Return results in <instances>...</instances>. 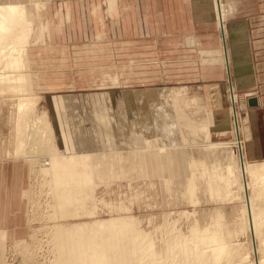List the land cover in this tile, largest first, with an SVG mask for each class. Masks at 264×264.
Returning <instances> with one entry per match:
<instances>
[{"label":"bare ground","instance_id":"1","mask_svg":"<svg viewBox=\"0 0 264 264\" xmlns=\"http://www.w3.org/2000/svg\"><path fill=\"white\" fill-rule=\"evenodd\" d=\"M53 1L62 2L64 0H0V94L1 93L6 95L11 94L15 96V98L18 97L16 99L17 100L16 111L18 114H17V119L15 121V131L13 130L15 132V146L13 149L12 147H8L3 150L0 149V155L13 156V157L15 156V157H22L25 159H29L31 163L30 168L32 169V173H31L32 176H34V171L37 168V163L40 162L38 173L44 174V176H49L51 178L50 183L56 189L57 195L55 199L59 201L58 205H60L59 206L60 210H63L64 208L68 209L69 213H74V214L68 215L67 213V215L66 214L65 215L67 217L70 216L72 217L78 215L79 211L77 210H79L80 208V205H78L79 207L76 206L74 210L72 204L74 203L75 206V202L77 200L78 202L79 200H81V203L83 201L86 202L87 200H89L88 193L92 188L91 183L100 182L99 179L104 178L105 174L107 173L106 170L113 165H111L110 162L111 159H106L102 156L96 155L98 153L75 154V155L72 154L65 155L59 153V148L57 147L54 140V133L51 127L48 113L43 112L40 117V115H37L36 112L37 110H35L36 109L35 105L37 100L35 99L34 102V98H33L34 80L30 66L31 62L29 59L28 48L33 43V42L31 43V41L34 36V24L36 21L40 22L42 33L44 32L46 35V38L45 36L44 38L46 40H49L51 36V27H50V22L48 21V19H46V15L48 13L49 5ZM189 1L190 2L192 1L195 10H197L200 14L204 15L205 18L207 14L209 18H212L210 20H214L216 22L220 31V35H222L220 38V44L222 50V59L227 73V82H228V84L226 83L224 86L227 88L226 99L227 101L230 102V106L227 112L222 108H218L215 111H212L208 114V119L206 120V123L203 122L202 125H199L198 123L199 126L197 125L196 126L197 129L198 127H200L202 131H205L206 134L205 136L207 139L205 142L210 144L211 147L225 148L222 150H226L228 148L227 150L230 151L228 154V156L230 157L228 159L229 162L232 163V166H228L226 172L225 171L222 172L221 169L217 167L218 164L217 166L209 165L208 167L206 161L205 162L196 161L197 163H194L195 161H192V159L188 161L189 159L187 157V152L185 151V148L188 144L187 142H185L186 139L184 140L182 139L181 141L184 147L183 146L176 147L177 145H171L172 147L164 146L165 148L162 149L161 147V143L163 142L162 139L161 141L159 139L160 144L158 145L154 144L158 148L149 145L150 143L153 142L147 140V134L151 131L152 124L151 125L149 123L147 124V122L152 117L149 115L146 116L145 118L144 114H142L143 111H145L144 104L146 102L147 97L144 96V93H140L139 91H134V90H127L123 93V102L125 105L128 119L130 121V128L132 131L136 132L133 134V141L134 144H137L138 149L136 151H129L127 149L126 152H121L122 154L118 157L119 158L118 160H120L121 163L122 162L130 163L129 165H127L128 167H130L127 176L132 180L137 178L138 176L140 177L142 176L144 178L148 176L158 177L162 179V183H163L162 185L163 186L165 185V187L166 186L169 187V185L173 183L171 177L176 176L179 173V170L183 169V167L188 164L187 161L188 162L192 161L190 164H188L189 167L198 164L199 167H201V169L198 168L200 171L201 182L206 185V191L211 195L212 198H214L213 201L218 198H221L222 200L232 198L234 196L232 194V191L234 189L238 191L239 195L242 197V199H244L245 202V205H243L242 207V215L247 224L246 229H248L251 232L252 237L255 240H257V238H260L258 236H260L262 231H264L262 228L264 224V163H261V165L259 166H252L246 159L245 146H244L245 139H243L242 135L243 133L244 134L247 133V126L246 124H244V121L242 120L239 114L240 110L237 107V102H236L237 94L235 92L236 82L233 80L231 74L232 72H231L230 52L228 50L227 40H226L227 38V24H226L227 5L225 4L226 0H189ZM117 2H118L117 0L114 1L109 0L108 3L110 5L109 6L110 13H114L115 11L114 5ZM98 9L99 8H95L94 13ZM69 21H70V13L68 12L66 15V22ZM62 22H63V18H61V24L63 25ZM42 37L43 36L40 35V38ZM101 38L104 39L105 35L104 34L102 36L99 35L98 39ZM188 41L190 43L196 42L194 38L192 40L188 38ZM118 83L119 81L116 80L115 84ZM20 95L22 96L27 95L28 97L25 96V98H23L20 97ZM174 97H176L174 101L176 100L175 104L177 106L175 108V112L178 113L174 121L171 120L170 117L164 114L163 112H160L159 107H156V110L160 112L159 116H161L164 119V121L167 120L166 125L169 128H174V129L179 128V130L181 131L182 129L181 122L188 120L189 117L184 113L185 109L184 106L182 105V101H184L183 98L180 97L176 92H174ZM139 98H141V101L140 100L137 101ZM217 100L218 99H216V101ZM154 101L158 102V99H155ZM136 105H139V109L136 107ZM143 118L144 120L142 122L141 119ZM153 118L156 119L158 118L156 113H154ZM157 128L159 127H156V129ZM46 129H48V132H46ZM139 129L141 130V133L137 132V130ZM216 131L219 132L221 131L220 133L221 136H228L231 133L234 140L233 141L231 140L232 142L228 144L221 142L213 143L212 141H210V137L213 134V132ZM182 133L184 135V132ZM175 135L174 133H172V138H170L172 139L171 142L177 139ZM181 138H183V136H181ZM155 142L158 143V140H156ZM51 148L53 149L52 150L53 152L48 158L49 162H47V160L42 159L41 155L47 152H51ZM124 153L127 154L124 155ZM217 155L221 156L220 152ZM217 158L218 157H216L215 159ZM212 165H214V163H212ZM41 168H47V169L42 170ZM191 169H193V167ZM195 172L196 174H198L197 171ZM37 177H39V175H37ZM167 177L168 179H165ZM190 177H191L190 179H192V176ZM194 180H191L190 183L191 185L192 184L196 185V183L199 181V179L198 181L195 180L197 181L195 183ZM168 189H170V187ZM190 189L191 192L194 193V187ZM187 190H189L188 187ZM250 190H252L251 193ZM85 191H86V195L85 193L83 194V192ZM78 193L81 194L77 195ZM192 193H190V195ZM83 197H87V200H84ZM185 198H187V195L186 197L183 198V200ZM196 198L190 197L191 201L196 200ZM198 200H200V198ZM214 210H216V208ZM217 213L218 214L215 213L218 216L216 223H219L223 218V213L222 212H217ZM88 214L89 216L94 214V210L93 211L90 210V212L88 210ZM66 216L65 219H67ZM61 217L63 218V216ZM224 221L226 222V220ZM194 222H196L198 225L200 223L198 220ZM228 222L226 223L228 224ZM212 224L214 225V223ZM243 224L242 227L244 228ZM192 225L194 226L195 224ZM51 228H52V232H51L52 237L56 242V245L55 246L53 245V247L57 248L58 249L57 252H59L58 256L55 257L56 259H54L55 262L53 260L54 263L52 262V264H162L157 261L153 249L155 245L153 246V242H151L153 240L147 239L145 235L144 236L142 235L143 233H141L139 230L134 228V226H131V222L129 219L126 220V219L118 218V219H110L103 222L97 221L91 223L88 222L77 223V224L75 223L66 226L64 224L63 225L60 224V225L51 226ZM210 228L211 227L209 226V229ZM215 228L216 226L213 227V229ZM209 229H204L203 231L204 236L200 238L201 239L200 241L202 242L200 244L207 245V251H206L202 249L203 246L200 247L202 250H200L198 246L196 247L192 246L194 247L192 248L189 244H187V241H185L183 244H180L178 234L173 229L167 228L169 233L167 252L169 253V252L179 251L177 261L173 260L170 264H195L192 260H195V262L198 264H219L224 259L226 260L230 259V257H232L233 255L232 253L233 251L232 250L230 251V247H227L224 244L225 240H223V237L221 236V235L224 236V234H220L219 236L217 230L216 232L214 230L210 231ZM198 230L200 229L198 228ZM192 231H194V229ZM229 231L231 230L229 229ZM205 232H207V234H205ZM86 233H88L89 235H86ZM234 234H237V232ZM231 237L228 238L230 239ZM228 238H226V240H228ZM229 241L227 243H229ZM251 248L255 255V258L253 259H249L248 257L242 258L241 260H239V262L241 261L240 264H264V256H262L261 258L259 257L256 258V255H258L260 252L259 247L258 246L256 247V245H254ZM235 251L236 250H234V252Z\"/></svg>","mask_w":264,"mask_h":264},{"label":"crops","instance_id":"2","mask_svg":"<svg viewBox=\"0 0 264 264\" xmlns=\"http://www.w3.org/2000/svg\"><path fill=\"white\" fill-rule=\"evenodd\" d=\"M141 1L139 6L136 0H118L114 13L108 12L105 6L97 7L99 9L94 13L79 0L71 2L67 8L71 12L70 21L66 22L65 18L63 25L51 23L49 41L42 43L59 56L43 57L31 51L32 63L37 60L42 63L48 58L49 63L66 67L63 74L54 67L48 75L33 70V76L35 90L44 100L49 115L55 143L68 154L100 153L110 149L117 139L128 144L129 121L123 102L125 90L101 86L106 81L118 80L120 86L124 84L135 87L134 91H142L136 89L138 84L133 81H150L153 75L154 31L161 32V40L156 44L161 49V72L166 80L184 78L183 75L189 72L186 64L190 60L179 54L180 48H187L186 36L195 39L191 47L193 52L194 49L198 51L196 60L195 57L191 60L192 74H201L199 51L203 54L208 50L211 53L209 64L215 65L214 73L218 76L214 82L227 76L220 34L217 35L215 29H203L208 28L207 25L218 28L214 20L206 19L187 0H155L156 8L153 0ZM226 5V40L236 90L247 105L251 98L257 101L252 107L248 105L246 158L250 162L264 161V0H255V6L248 0H241L240 4L236 0H226ZM142 32L143 37L138 38ZM102 34L105 40L98 39ZM89 36L95 40H89ZM90 48H95L96 54L91 55ZM93 63L96 68L89 66ZM173 66L177 70L174 77L170 72ZM105 94H113L109 101L115 120L104 118L108 103ZM226 96L221 97L223 102L227 101ZM113 130L118 131V137ZM30 167L29 159L0 155V249L2 241L10 237L7 232L23 229L31 223ZM3 255L0 250V264Z\"/></svg>","mask_w":264,"mask_h":264},{"label":"rangeland","instance_id":"3","mask_svg":"<svg viewBox=\"0 0 264 264\" xmlns=\"http://www.w3.org/2000/svg\"><path fill=\"white\" fill-rule=\"evenodd\" d=\"M77 1L78 0H64L62 2H59V1L54 2L53 1L49 5V9H48V13H47L48 17L46 15V19H48V21L50 22V27H51V23H52V25L53 24H61V18H63L62 23L64 24L67 13L68 12L71 13L69 11V9L67 10V8L69 7V4L71 2H77ZM106 1L107 0H83V1L79 0V2L86 4V7H89L90 9L95 10V8H97L99 6H105V7H107L108 12H109V10H110L109 9L110 5L108 3L109 0L107 2ZM187 1L191 6L192 1L191 2L189 0H187ZM245 1H247V0H245ZM248 1H249V3H252V5L255 4V0H248ZM257 1L258 0H256V2ZM229 2L230 1H228V3ZM117 3H115V5H114L115 11H116ZM136 3H139V6H140L142 4V1L136 0ZM230 3H232V2H230ZM236 3L240 4L241 0H236ZM232 4L235 6L234 3H232ZM153 5H154V8H156L155 0H153ZM157 5L159 6V3ZM253 6H255V5H253ZM58 14L60 15L61 18L59 17ZM206 18L209 20L212 19V18H209L207 16V14H206ZM46 22H47V20H46ZM54 22H56V23H54ZM205 25H207V24H205ZM206 27H208V28L203 27V29H205L206 31H207V29L208 30L209 29H211V30L215 29L216 34L217 35L220 34V31L218 30L217 27H215V26L210 27L208 25ZM206 31L204 33H207ZM43 33L41 30L40 22L36 21L34 24V36H33V39L31 41V43L32 42L33 43L28 48L29 59L31 62L30 66H31V70H32V76H33V70H36L38 73H40V71H41L42 73H47V75H48L49 73H51L54 70V67L56 69H58L57 72L63 74L64 73L63 70H65L66 67H64L63 65L60 66L57 64L53 65L52 63L48 62L49 61L48 58H46V60L42 63H40V60H37L38 62L32 63V60H31V51L32 50H34L37 55H42L43 57L59 56L58 53H54L52 50L46 49L44 46H42V43L49 41V40L45 39L46 35H45V33L43 35ZM40 35L43 37L40 38ZM141 35L143 37V32L138 34V38H141ZM44 36H45V38H44ZM220 36H222V35H220ZM188 37H190V36H188ZM160 38H161V32L155 33V31H154V33H153V44H152L153 45L152 46L153 51H154V61H153V69L154 70H153L152 77L149 79L150 81H144V79H140V80L137 79V80L133 81L136 84H138L136 89H138V90L142 89V91H139V92L144 93V96L147 97L146 102L144 104V106H145L144 110L145 111H143L142 114H144L145 118H146V116H149V115L152 117L150 119L151 121L148 120V122H147V124L148 123L150 125L152 124L151 125V131L147 134V140L153 141L149 145H152V146L158 148L155 145L160 144L159 139H160V141L162 139L163 140V142L161 143L162 149L167 147V146L170 147L171 145H177L176 147H182L183 144L181 141H182V139L183 140L186 139L185 142L188 143L187 144L188 147L186 146L185 151L187 152V157L189 159L188 161H190L191 159H192V161H195L194 163H197L196 161H199V162L200 161L201 162L206 161V164L208 167H209V165L210 166H217V164H218L217 167H219L222 172H224V171L226 172L227 167L232 166V163H230L229 159H228L230 157V156H228L230 151L227 150L228 148L226 150H222L225 148L211 147L210 144L205 142L207 140L206 136H205L206 135L205 131H202L200 127H198V129H197V126L202 125L203 122L206 123V120L208 119V114L212 111H215L218 108H222L226 112L228 111L229 106H230V102L226 101V100L224 102H222V99L220 97V94H223L222 95L223 98H225V95H227V91H226L227 88L224 86L226 83L228 84L227 76H225L222 81H219L217 83L214 82V81H216L214 78L218 77V76H216L217 72L214 73L215 65L210 66L211 64H209V55L211 53L208 50H207V52H203V54H200V51H199V57H201L200 58V62H201L200 72H201V74L200 75H198L197 73L195 75L192 74V72H191L192 71L191 60L193 59V57H195L194 59L196 60V57H198V53H197L198 51H197V49L196 50L194 49V52L192 51L193 49L191 46L193 43H190L187 39V36H186L184 40L186 42L187 48H180L179 54L182 57L185 56L186 60H190V61H188L190 63L186 64V69H188L189 72L183 75L184 78L166 80L162 76V72H161L162 71L161 67L163 66V64H162L163 57H160L161 49H160V46H158L159 44H156V42H160V40H161ZM89 40L93 41V40H95V38H93L92 36H89ZM204 50H206V49H204ZM173 51H174V49H173ZM93 52H95V53H93ZM169 53H171V50H169ZM90 54L91 55L96 54L95 48H90ZM176 54H174V55H176ZM219 54L221 55L220 51H219ZM218 59L221 60L220 56H218ZM81 66L85 67L87 65H81ZM89 66L96 68L97 65L95 63H93V64H90ZM209 68H213V69H209ZM217 69H218V65H217ZM170 72L173 73L172 76L174 77L176 75V72H177L176 67L175 66H173V68L171 67ZM197 76H199V77H197ZM33 80H34V76H33ZM147 80H148V78H147ZM115 81L116 80L106 81L105 85H102L101 87H104L106 89H114V88L116 89L117 87H121L120 89L125 90V91L130 90V89L135 90V87H126V85H124V84L120 86L119 83L115 84ZM145 82H147V85L144 86ZM215 83H216V85H214ZM34 84H35V82L33 83V87H34ZM217 84H219V85H217ZM35 89L36 88L34 87V91H33L34 96L33 95L32 96L34 98V102H35V99L37 100L36 105H35V107H36L35 110H37L36 111L37 115H40V117H41L42 113L47 112V110L45 109L46 107H45L44 100L37 94V91ZM143 89H150V90L146 91ZM174 92L178 93V95L183 98L184 101H182V105L184 106V109H185L184 113L189 117L188 120L181 122L182 123L181 124L182 125L181 131L179 130V128H177V129L169 128L166 125L167 120L164 121V119L161 116H159L160 112H163L164 114L169 116L171 120H173V121L175 120V117L178 115V113L175 112V108L177 106L175 104L176 100L174 101V99L176 98V97H174ZM235 92L237 94V101L236 102H237V107L240 110L239 111L240 117L244 121V124H246L247 119H248L249 110H250V108L248 106L249 104L247 105V103L244 100V97L240 96L237 93V90H235ZM25 96L28 97L27 95H25ZM25 96L20 95V97H23V98H25ZM110 97H113V95L105 94L104 99H105V101H108L109 104L107 103L104 118L110 119V120L111 119L115 120V118H114L115 115L112 113L113 112L111 109L112 106H111V103L109 101ZM17 98L18 97L15 98V96H13L11 94H8V95L2 94V93L0 94V138H1L0 139V149L1 150L8 148V146L10 147V144H12V149L15 146V132L14 131H15V121L17 119V114H18L16 111L17 110V108H16V103H17L16 99ZM155 99H158V102L154 101ZM216 99H218V100L216 101ZM139 100L141 101V98H139L137 101H139ZM196 101H198V102H196ZM238 104H239V106H238ZM108 105H110V107H108ZM122 105H123V103H122ZM136 107L139 109V105H136ZM156 107H159L160 112H158L156 110ZM125 111H126V109H125ZM154 113L157 114V117H158L157 119L153 118ZM126 115H127V112H126ZM127 118H128V116H127ZM166 119H168V118H166ZM141 120L143 122L144 118ZM128 121H129V119H128ZM200 122H202V123H200ZM198 123H199V125H198ZM157 124H158V126H157ZM164 124H165V126H164ZM156 127H159L160 129L159 128L156 129ZM168 128H169V130H168ZM113 131L116 132V134L118 133L117 130H113ZM175 131L176 132L179 131V132L176 133ZM46 132H48V129H46ZM46 132H45V134H46ZM137 132L141 133V130L139 129V130H137ZM182 132H184V135ZM126 133L129 136V142L127 145L122 144L117 139V140H115V144L110 149L102 150V151H100V153L96 154V155L102 156L106 159H111L110 162H111V165H113V166H110V168H108L106 170L107 173L105 174L104 178L99 179L100 182L91 183V187H92L90 190L91 193L90 192L88 193L89 200H87V197H83L84 200H87L86 202L83 201L81 203V200H79V202L77 200L75 202V206H74V203L72 204L74 210H75L76 206L79 207L78 205H80L79 210H77V211H79L78 212L79 216L76 215V216H72V217L71 216L67 217L66 216L67 213H68V215L69 214L73 215L74 213H69V210L65 209V208H64L65 210L64 209L60 210V208H59L60 205H58L59 201H57L55 199L56 195H57L56 189L50 183L51 178L49 176H44V174L38 173L40 162L37 163V168L35 170L36 173L34 171V176H32L31 187H30V214H31L30 218H31V223L23 229L7 232L10 237H8L6 240L2 241V244H1L2 249H0V250L3 252L4 255H3V260H2L1 264H52L53 260L56 259L55 257L58 256L59 252H57V250H58L57 248L53 247V245L54 246L56 245V242L53 239L52 234H51V232H52L51 226L60 225V224L61 225L64 224L66 226V225H72L75 223L76 224L77 223H87V222L91 223V222H97V221L103 222V221H107L110 219H118V218L126 219V220L129 219L131 222V226H134V228H136L141 233H143L142 235L143 236L145 235V237L147 239L153 240L151 242H153V246L155 245V247H153L154 253L156 255L157 261L159 263H162V264H170L173 260L177 261L178 255H179V253H178L179 251L169 252V253L167 252L168 251L167 243H168V236H169L167 228L173 229L178 234L180 244H183L185 241H187V244H189L191 247L192 246H194V247L198 246V248H200L203 246L202 249H204L206 251H207V245L200 244V243H202L200 241L201 240L200 238L202 236H204V232H203L204 229H209V226H210L212 228V229L211 228L209 229L210 231L211 230L212 231L217 230L219 233V234L218 233L217 234L219 236H220V234H224V236L223 235H221V236L223 237V240L226 241V242L224 241V244L227 247H230V251L231 250L233 251L232 252L233 258L230 257V259H227V260L224 259L221 261L222 263L220 262L219 264H225V263L226 264H240L241 261L239 262V260H241L242 258H245V257H248L249 259L255 258V255H254L252 248H251L254 245H256V247L258 246L259 251H260L259 254L256 255V258L257 257L261 258L262 256H264V236H263L264 231H262L261 235L258 236L260 238H257V240H255L252 237L251 232L248 229H246L247 224H246V222L243 218V215H242V207H243V205H245L244 199H242V197L239 195L238 191L234 189L232 191V194L235 197L233 196L232 198H229L226 200H224V199L222 200L221 198H218V199H215L213 201L214 198H212L211 195L206 191V185L201 182L200 171H199V169H201V167H199L198 164L189 167L188 164H190L192 161L191 162L187 161L188 164L185 166L188 168L189 171L184 166L186 169L183 167V169L179 170V173L176 176L171 177V180L173 183L171 185H169L170 189H168L169 187H167V186H166L167 187L166 188L165 185L163 186L162 185L163 184L162 179L158 178V177H149L148 176V177L144 178L142 176L141 177L138 176L137 178H135L133 180L131 178H129L127 176V173L129 172L130 167H128L127 165H129L130 163L129 162L128 163H125V162L121 163V161L118 160L119 159L118 157L122 154L121 152H126L127 149L129 151H136L138 149L137 144H134V141H133V134L136 132L131 130L130 121H129V128L126 130ZM172 133H174V135L176 133L175 136L177 139H175V141L171 142L172 139H170V138H172ZM220 133H221V131L220 132L219 131L213 132V134L210 137V141H212L213 143H220L221 142V143H227L228 144L234 140L231 133L228 136H221ZM245 135L246 134L243 133V135H242L243 139H245ZM181 136H183V138H181ZM117 137H118V134H117ZM156 140H158V143L155 142ZM13 143H14V145H13ZM53 144H54V142H53ZM196 144H197V146H196ZM245 144H246V139L244 141V146H245ZM198 145H200V146H198ZM201 145H203V146H201ZM202 147H204V148H202ZM52 148H53V146H52ZM52 148H51V152H47V153H44L43 155H41L42 159H45V160H47V162H49L48 158L53 152ZM57 151H58V149H57ZM218 151L220 152L221 156L217 155V154H219ZM222 152H225V153H222ZM59 153L68 155V153L63 151L62 149H59ZM88 154H94V153H88ZM125 154H127V153H124V155ZM22 156H24V155H22ZM216 157H218V158L215 159ZM220 158H221V161H220ZM248 162L252 166H259V165H261V163H264V161L263 162L262 161H258V162L248 161ZM212 163H214V165H212ZM220 164H222L223 166ZM109 165H110V163H109ZM192 167H193V169H191ZM224 167H225V169H224ZM194 168H195V170H194ZM41 169L46 170L47 168H41ZM195 171H197L198 174H196ZM37 175H39V177H37ZM190 176H192V179H190L191 178ZM194 177H195V180L198 181V179H199L200 182L195 181ZM165 179H168V177ZM191 180H194L195 183L197 182L196 185L195 184L191 185L190 184ZM202 185H203V187H202ZM187 187L189 190H187ZM193 187H194V193H192L191 189H190ZM251 191L252 190H250V193H251ZM81 193H78L77 195H79ZM84 193L86 195V191L83 192V194ZM190 193H192V194L190 195ZM197 193H199L200 196H202V197H200L199 194H197ZM193 194H195V195H193ZM186 195H187L188 199L187 198H185V199L188 201H186L185 199L183 200V198L186 197ZM236 195L239 197H237ZM182 196H184V197H182ZM189 196L195 197V198L197 197V198H196V200L191 201ZM199 198H200V200H198ZM174 200H175V202H174ZM201 200H203V201H201ZM77 202L81 203V204H78ZM194 203H196V204H194ZM194 205H196V206H194ZM73 208H71V209H73ZM215 208H216V210H214ZM67 210H68V212H67ZM88 210H89V212H90V210L91 211L94 210V214L89 216ZM216 211L223 213V218L219 223H216L217 218H218V216L216 215L218 213ZM62 213H63V215H62ZM60 215L63 216V218ZM64 215L66 216L67 219H65ZM224 215H225V217H224ZM54 217H56V218H54ZM211 217H212V219H211ZM213 218H215V219H213ZM196 220H198L200 222L199 225L196 222H194ZM224 220H226V222L229 221L228 224ZM211 222L214 223V225ZM240 222H243L244 224L240 223ZM192 224H195V225L193 226ZM219 224H220V226H219ZM242 224H243L244 228L242 227ZM205 225L206 226L209 225V226L206 227ZM215 226H216V228L213 229V227H215ZM218 227H219V230H218ZM198 228L200 230H198ZM221 228H223V229H221ZM262 228L264 230V224H263ZM193 229H194V231H192ZM227 229H228V231H227ZM229 229L231 231H229ZM241 229H243V230H241ZM36 230H37V232H36ZM196 230H197V232H196ZM199 231H201V232H199ZM47 232L50 234H48ZM198 232H199V234H198ZM236 232H237V234H234ZM33 233H34V235H33ZM35 233H36V235H35ZM200 233H201V235H200ZM229 233H230V235H229ZM47 234H48V236H47ZM205 234H207V232H205ZM49 235H51V236H49ZM86 235H89V234L86 233ZM104 235H106V234H104ZM148 237H150V238H148ZM228 237H231L232 239L231 238L229 239ZM226 238H228V240H226ZM53 240H54V242H53ZM228 241H229V243H227ZM232 246H233V248H232ZM194 247H192V248H194ZM28 248H30L32 250H30ZM54 248H55V250H54ZM153 249H152V251H153ZM202 249L200 248V250H202ZM208 249H211V248H208ZM234 250H236V251L234 252ZM56 252H57V254H56ZM192 261L195 264H198L195 262V260H192ZM54 262H55V260H54Z\"/></svg>","mask_w":264,"mask_h":264},{"label":"water","instance_id":"4","mask_svg":"<svg viewBox=\"0 0 264 264\" xmlns=\"http://www.w3.org/2000/svg\"><path fill=\"white\" fill-rule=\"evenodd\" d=\"M256 103H257V101L254 98L253 99L251 98V99L248 100V104H249L250 107L256 105Z\"/></svg>","mask_w":264,"mask_h":264}]
</instances>
